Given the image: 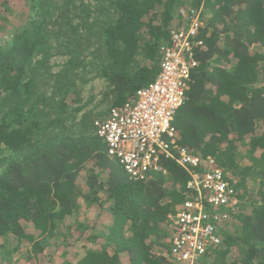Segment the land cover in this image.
<instances>
[{"label": "trees", "instance_id": "obj_1", "mask_svg": "<svg viewBox=\"0 0 264 264\" xmlns=\"http://www.w3.org/2000/svg\"><path fill=\"white\" fill-rule=\"evenodd\" d=\"M45 1L38 20L13 29L9 44L0 45V264L17 253L21 264H33L21 250L32 243L39 249L34 255L43 254L39 264H172L166 217L190 197L186 172L162 157V173L131 180L107 156L86 118L81 120L85 134L46 140L39 134L41 122L31 117L34 107L24 104L38 92L37 84L53 79L40 70H49L56 49L69 58L54 89L67 79L72 91L83 62L77 63L76 52L92 46L89 55L98 64L91 65L106 81L102 103L123 105L157 75L170 25L184 0H93L91 6L84 0ZM1 5L4 22L3 13L12 10L7 0ZM37 5L27 0L24 7L30 14ZM192 5L203 6V45L194 51L197 66L191 70L187 101L173 123L175 141L214 157L240 200L222 228L220 246L199 264H264V54L257 50L264 48V0H193ZM34 58L39 60L33 63ZM64 94H59L61 108ZM248 179L256 185L253 192ZM100 193L109 201L107 233L84 227L76 254L63 246L61 257L52 261L45 246L60 237L63 221L80 211L79 199L103 205ZM33 220L37 231L28 235L24 228ZM98 238L102 244L95 248Z\"/></svg>", "mask_w": 264, "mask_h": 264}, {"label": "built area", "instance_id": "obj_2", "mask_svg": "<svg viewBox=\"0 0 264 264\" xmlns=\"http://www.w3.org/2000/svg\"><path fill=\"white\" fill-rule=\"evenodd\" d=\"M177 15L154 80L123 105L110 108L93 127L107 156L131 180L162 173V157L186 172L190 197L166 217L172 228L169 259L172 264H199L220 246L222 228L239 210L240 200L214 157L190 152L175 141L173 123L187 101L191 70L197 66L194 51L203 45V6L180 9Z\"/></svg>", "mask_w": 264, "mask_h": 264}, {"label": "rangeland", "instance_id": "obj_3", "mask_svg": "<svg viewBox=\"0 0 264 264\" xmlns=\"http://www.w3.org/2000/svg\"><path fill=\"white\" fill-rule=\"evenodd\" d=\"M2 1L3 0H0V10H2ZM35 1H37L38 4L37 9L29 14L26 6L24 7L27 0H7V4L11 7L12 12L8 14H6V12L3 13L6 21L0 22V45L6 46L9 44L13 29L22 30L27 23L30 24L31 21L39 19V7H44L48 2L45 1V3L42 4L43 2H41V0ZM51 1L58 4L61 2V0ZM192 1L193 0H184V5L176 11L174 22L170 25L171 29L177 26L178 20L176 17H178V11L183 8L193 7ZM84 4L91 6L93 0H84ZM108 11L109 10H107V12ZM101 20H103V18ZM75 24H77V20H75ZM84 48L86 49L80 48L78 52H76L77 59L75 60H78L77 63L80 61L83 62L78 65L77 75L73 77L74 79L72 82H76V84L72 91L67 88L69 83L67 79L61 81V85H64V87L60 85L62 88L59 91L54 89V82L57 79L56 76L61 74L68 67L66 60L69 58L67 55L68 53H60V51H65L64 49H59L60 51L56 49L51 59L48 60L49 63L47 67H49V70L46 72H44V69L40 70L41 75L49 74V76H54L52 77L53 79L50 80L48 77V80L44 79L40 84H37L39 85L38 92L33 91V95L24 104L27 108L30 106L34 107L32 108L31 117L36 116L35 119L39 120V123L41 122L39 134L43 139H54V137L63 134L72 135L74 137L81 133L85 134L86 126L81 125V120L86 118L93 125L96 120H101L109 108H111V104L109 105L108 102L106 105L102 103L104 102L102 100V93L105 91L106 81L102 78H98L95 72V66L98 64V60H95V58L92 59L93 56L89 55V52L92 51L93 48L92 46L88 48L84 46ZM257 50L264 54V48H257ZM37 60L39 59L34 58L32 62L35 63ZM89 61H91V63ZM92 63H94L95 66H92ZM40 80L41 78L39 82ZM64 90L65 94L62 96V99L66 101V105L61 108L59 106L61 100L59 94L64 93ZM42 97L45 101L39 100ZM24 109L26 110V108ZM247 188L251 189L253 192L256 190V185L252 180L248 179ZM100 197L103 201V205L101 206H88L86 203H82L81 199L78 200L80 211L63 221L64 225L59 229L60 237H55L52 245L50 244L51 246L48 245L44 248L45 252H51L52 261L55 262L57 257H61L60 254L64 251V248H62L63 246H66L65 248L69 255L76 254L74 251L77 250L80 245V242L78 243L76 239L81 234V231L84 230V227H91V233H107L108 223L106 221L107 215L105 212L107 211V204H109V201H105V196L102 193H100ZM37 227L38 225H36L33 220L24 228L25 233L34 235L36 234ZM101 244L102 240L99 239L98 242H96L95 248H98ZM7 245L10 247V241ZM9 249L10 248H8V250ZM21 250L29 253L28 255L33 259V264H39L38 257L43 254L34 255L35 251H39L38 246L32 243L28 246H23ZM20 255L19 253L15 254L13 259L10 261L5 260L3 264H21L23 258H19ZM232 257H235V253H232ZM41 262H43V260Z\"/></svg>", "mask_w": 264, "mask_h": 264}]
</instances>
